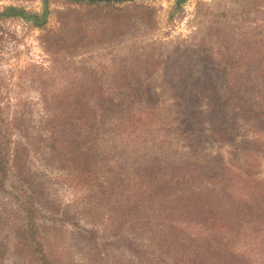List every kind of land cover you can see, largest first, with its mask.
<instances>
[{
  "label": "trees",
  "instance_id": "1",
  "mask_svg": "<svg viewBox=\"0 0 264 264\" xmlns=\"http://www.w3.org/2000/svg\"><path fill=\"white\" fill-rule=\"evenodd\" d=\"M66 1L90 9L79 15L68 9L62 11L59 28L40 37L43 51L52 57L57 53L110 44L115 38L148 32L156 25L154 11L135 2ZM263 2L243 1L240 7L244 10L240 9V15L250 11L258 15L257 6ZM226 15L221 13V17ZM10 16L25 18L23 11L15 7H7L0 13V17ZM230 22L221 21L222 27L218 24L209 27L210 36L215 38L209 42L216 47L209 60L220 78L211 121L212 128L215 122L224 126L223 131L216 130L224 132L223 138H229L226 133H230L234 140L233 116L239 108L238 69L252 49L257 64L264 67V39L253 44L237 39L236 34L231 39L233 26L227 27ZM143 56V61L159 64L163 70L174 60L162 51ZM144 72L147 76L153 75L147 69ZM172 72H176L173 67ZM186 81L184 87L188 94L190 77ZM84 90L91 97L96 96L98 103L90 105L88 100L79 103L72 93L62 94L63 97L52 95L55 98L49 101L42 96L45 115L40 125L33 126L38 127L34 133L28 131L32 128L26 124V114L16 113L10 119L12 122H8L0 109V199L11 198L21 213L13 244L9 246L8 235L0 239V264L7 260L8 254L20 261L26 255L30 264H67L64 257L72 254L71 248L76 245L94 255L108 246L122 248L128 257L126 260L138 264H255L231 243L245 228L264 224V181L256 182L257 171L248 161L249 155L243 146L237 145L234 152L241 156L235 159L240 163L235 171L227 167L208 169L194 163L166 164L159 159L145 164L101 165L103 162L91 152L72 148L60 133L62 128L68 127L75 136L86 140L94 131L99 110L111 113L120 107L108 100V89L86 87ZM39 92L47 94L46 89ZM66 95L72 99L64 100ZM190 97L191 94L186 95V101H190ZM181 112L189 117L193 109L183 103ZM8 125L17 132L16 141L14 135L8 133ZM41 164L45 172H57L55 175L70 189L82 191L79 203L83 214L71 219L76 229L72 231V242L56 255L44 244V233L48 224H64L63 217L69 215L65 217L66 212L59 215L56 203L46 197L44 187L50 179L47 173L44 175L37 169ZM237 179L248 184L256 182L255 189L249 187L254 192L237 194ZM197 227L202 230L194 231Z\"/></svg>",
  "mask_w": 264,
  "mask_h": 264
},
{
  "label": "rangeland",
  "instance_id": "2",
  "mask_svg": "<svg viewBox=\"0 0 264 264\" xmlns=\"http://www.w3.org/2000/svg\"><path fill=\"white\" fill-rule=\"evenodd\" d=\"M243 1H134L154 11V28L115 38L110 44L57 53L52 57L43 51L40 37L59 28L62 11L68 9L79 15L90 8L66 0H0V13L7 7H15L25 14V18L0 17L2 116L9 122L16 113L26 114V124L32 128L28 131L34 133L38 127L33 126L40 125L45 115L42 96L49 101L56 95L61 97L72 93L75 101L77 98L79 103L88 100L92 105L98 100L87 94L84 88H104L108 89V100L120 107L111 113L99 110L90 138L81 139L68 127L60 130L66 143L74 149L91 152L103 162L101 165L145 164L159 159L166 164L194 163L208 169L227 167L235 171V166L240 164L235 159L238 156L241 159V156L234 152L240 145L257 171L256 182L264 181V67L257 64L254 49L241 61L238 69L236 97L239 108L233 116L236 138L233 140L230 133H226L229 138H223L224 132L216 130L223 131L224 126L215 122V128H212L211 121L220 78L209 60L210 54L216 50L209 42L215 39L210 36V25L222 27L221 21H231L227 24V27L233 26L229 35L231 39L235 34L237 39L249 40L250 44L264 39V2L257 6L258 15H252L251 11L240 15V9L244 10L240 7ZM45 3L48 14L43 19ZM221 13H226V17H221ZM234 21L255 22L239 24ZM159 51L166 57H173L168 69L143 61V55H155ZM172 67L176 72H172ZM145 69L152 71L153 75L147 76ZM189 77L187 94L184 86ZM40 89H46L47 94L40 93ZM190 94L192 98L186 101V95ZM71 99L66 95L64 100ZM183 103L193 109L189 117L181 112ZM10 126L7 131L16 141L18 134ZM37 169L45 172L42 164ZM45 173L50 179L44 187L46 197L56 203L59 215L61 212H66L65 217L69 215L63 217L64 224H48L44 233V244L56 255L72 242V231L76 229L72 227L71 219L82 213L79 203L82 191L70 189L62 178L55 175L57 172ZM237 181V194L254 192L249 187L255 189L256 182ZM20 222L21 213L14 201L8 197L0 199V239L8 235L9 246L13 244ZM201 230L200 227L194 229ZM242 232L231 240L234 249L248 256L252 263L264 264V224L258 228H245ZM71 250L72 254L64 257L67 264H138L126 260L128 257L122 248L117 250L108 246L96 255L87 252L83 246H72ZM25 257L20 261L8 254L3 264H30Z\"/></svg>",
  "mask_w": 264,
  "mask_h": 264
},
{
  "label": "water",
  "instance_id": "3",
  "mask_svg": "<svg viewBox=\"0 0 264 264\" xmlns=\"http://www.w3.org/2000/svg\"><path fill=\"white\" fill-rule=\"evenodd\" d=\"M78 1H92V2H111V3H115V2H134V1H143V0H78ZM48 14V8H47V4H44V17L43 19L46 18Z\"/></svg>",
  "mask_w": 264,
  "mask_h": 264
}]
</instances>
